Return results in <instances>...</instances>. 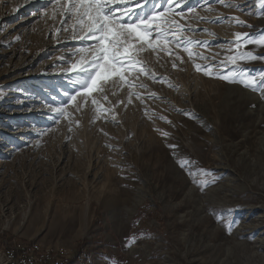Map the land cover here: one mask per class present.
Wrapping results in <instances>:
<instances>
[{
  "label": "rangeland",
  "instance_id": "rangeland-1",
  "mask_svg": "<svg viewBox=\"0 0 264 264\" xmlns=\"http://www.w3.org/2000/svg\"><path fill=\"white\" fill-rule=\"evenodd\" d=\"M173 12L176 39L200 42L189 47L206 59L173 41L172 55L142 54L155 79L127 74L145 87L110 81L55 118L90 42L73 38L74 20L50 0H0V247L67 248L79 264H264V96L195 68L264 75V7L186 0ZM194 179L215 183L201 191ZM226 209L230 234L214 214Z\"/></svg>",
  "mask_w": 264,
  "mask_h": 264
},
{
  "label": "snow or ice",
  "instance_id": "snow-or-ice-1",
  "mask_svg": "<svg viewBox=\"0 0 264 264\" xmlns=\"http://www.w3.org/2000/svg\"><path fill=\"white\" fill-rule=\"evenodd\" d=\"M50 2L58 5L59 11L66 14L65 22L68 19L74 20L73 38L90 42L86 47L78 50L81 53L80 60L68 69L78 78L73 81L76 87L71 92H65L67 99L60 106L51 109L55 118L66 116V106L76 101L78 95H82V98L86 101L90 91L103 93L110 81L112 84H117L118 81L120 86L128 85L130 89L137 86L145 87L143 84L138 85L127 74L135 73L137 79L140 75L155 79V73L148 69L141 58L142 54L164 51L172 55L167 45L173 41L183 47L190 59L194 57L206 59L189 47L200 42L190 40L187 37L183 39V42L176 39V32L183 31V28L174 19L175 16L181 15V13L173 12V5L179 7L186 0H164L167 7L161 5L159 10L154 9L147 13H142V9L141 11L130 10V5L125 0H119V2L118 0H63V3L60 0H50ZM132 2L139 4L140 0H132ZM217 2L223 4L224 0H217ZM258 3L261 7H264V0H258ZM235 19L237 22L243 23L238 18ZM80 33L83 35H80ZM235 35L237 42H239L241 37L248 34L236 33ZM259 43L264 44V40L259 41ZM256 58L250 53L239 57V59ZM176 59L183 62L182 57L178 55ZM229 59L235 65L237 58L230 57ZM172 67H177L176 63H173ZM195 68L196 71H203L205 75L216 76L229 83H240L245 88L259 92L264 96V75L258 79L256 76L242 70L214 73L210 70L211 66L201 64H195ZM132 95L133 93L129 91L128 103H131ZM136 95L137 98H140L138 93ZM93 104H96L95 100H93ZM77 110L79 111V104H77ZM163 134L168 136L167 132ZM169 147L175 149L177 145H169ZM177 163L180 168L188 171L189 175H196V172L190 167L193 164L190 159L178 158ZM196 171L205 177L211 175L203 168ZM193 183H197L201 191H204L209 183H215V179L212 181H197L194 179ZM214 214L217 215L219 221L224 223L230 234L235 223L230 218L231 209ZM132 241H135V237L132 238Z\"/></svg>",
  "mask_w": 264,
  "mask_h": 264
},
{
  "label": "bare ground",
  "instance_id": "bare-ground-1",
  "mask_svg": "<svg viewBox=\"0 0 264 264\" xmlns=\"http://www.w3.org/2000/svg\"><path fill=\"white\" fill-rule=\"evenodd\" d=\"M11 244L12 246H9ZM0 262L1 264H79V260L75 259L67 248L51 249L38 242L15 239L0 247Z\"/></svg>",
  "mask_w": 264,
  "mask_h": 264
},
{
  "label": "trees",
  "instance_id": "trees-1",
  "mask_svg": "<svg viewBox=\"0 0 264 264\" xmlns=\"http://www.w3.org/2000/svg\"><path fill=\"white\" fill-rule=\"evenodd\" d=\"M143 211V209H142ZM142 215V213L140 215H138V217L135 219V222L138 221L139 217ZM136 224V223H135Z\"/></svg>",
  "mask_w": 264,
  "mask_h": 264
},
{
  "label": "built area",
  "instance_id": "built-area-1",
  "mask_svg": "<svg viewBox=\"0 0 264 264\" xmlns=\"http://www.w3.org/2000/svg\"><path fill=\"white\" fill-rule=\"evenodd\" d=\"M9 246H12V244H11V245H9ZM9 246H8V247H9ZM17 261H18V259H17ZM18 262H19V261H18ZM19 263H20V262H19Z\"/></svg>",
  "mask_w": 264,
  "mask_h": 264
}]
</instances>
